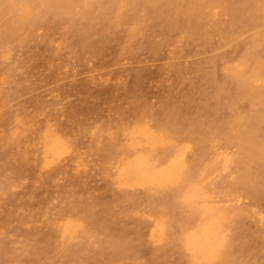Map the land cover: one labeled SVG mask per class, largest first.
<instances>
[{"label": "rangeland", "instance_id": "374dc122", "mask_svg": "<svg viewBox=\"0 0 264 264\" xmlns=\"http://www.w3.org/2000/svg\"><path fill=\"white\" fill-rule=\"evenodd\" d=\"M53 3L0 0V264H264V0Z\"/></svg>", "mask_w": 264, "mask_h": 264}, {"label": "bare ground", "instance_id": "6f19581e", "mask_svg": "<svg viewBox=\"0 0 264 264\" xmlns=\"http://www.w3.org/2000/svg\"><path fill=\"white\" fill-rule=\"evenodd\" d=\"M63 2H64V0H54L53 5H55V6H57V5H59V4L61 5ZM23 3H24V2H23ZM222 4H224V3H222ZM22 8H23V7H22ZM26 8H27V7H26ZM36 10H37V9H36ZM26 11H27V10H26ZM20 14H21V13H20ZM24 14H26V13H24ZM21 16H22V14H21ZM24 16H26V15H24ZM21 18H22V17H21ZM38 30H39V29H38ZM37 37H38V36H37ZM5 50H6V49H5ZM4 52H5V51H4ZM238 64H239V63H238ZM239 65H240V64H239ZM239 65H238V66H239ZM261 82H262V81H261ZM134 126H135V125H134ZM135 127H136V126H135ZM136 130H137V129H136ZM143 131H145V130H143ZM131 133H132V132H131ZM133 133H134V132H133ZM149 133H150V132H149ZM148 135H149V134H148ZM148 135L146 134V136H148ZM152 135H153V134L151 133V136H152ZM157 136H158V135H157ZM148 137H149V136H148ZM149 138H150V137H149ZM159 138H161V137H159ZM159 138H158V139H159ZM52 139H53V138H52ZM153 139H154V138H153ZM153 139H152V140H153ZM161 139H162V138H161ZM152 140H151V141H152ZM154 140H155V139H154ZM154 140H153V141H154ZM163 140H164V139H163ZM167 140H168V139H167ZM167 140H165V141H167ZM156 141H157V140H156ZM168 141H169V140H168ZM53 142H54V141H53ZM146 142H147V141H146ZM157 142H158V141H157ZM54 143L56 144V143H58V141H57V142H54ZM158 143H159V142H158ZM161 143L163 144V143H165V142L163 141V142H161ZM184 143L186 144V142H184ZM52 144H53V143H52ZM151 144H152V143H151ZM45 145H46V143H45ZM49 146H50V145H49ZM187 146H188V145H187ZM52 147H53V146H52ZM46 150H47V148H46ZM48 150H49V149H48ZM59 152H60V151H59ZM55 154H56V153H55ZM179 155H181V154H179ZM142 156H143V155H142ZM54 157H55V156H54ZM133 157H135V156H133ZM137 157H138V156H137ZM137 157H136V158H137ZM145 157H146V156H145ZM140 158H142V157H140ZM179 158H180V157H179ZM50 159H51V158H50ZM52 159H53V158H52ZM138 159H139V157H138ZM47 160H48V157H47ZM47 160H46V161H47ZM141 160H143V159H141ZM174 160H175V159H174ZM178 161H179V160H178ZM173 162H175V161H173ZM176 162H177V161H176ZM176 162H175V163H176ZM46 163H47V162H46ZM142 163H143V162H142ZM179 163H180V162H179ZM179 163H178V164H179ZM173 164H174V163H173ZM140 165H141V164H140ZM171 165H172V164H171ZM168 166H169V164H168ZM168 166H167V167H168ZM182 166H183V165H182ZM182 166H181V167H182ZM137 167H138V166H137ZM141 167H142V166H141ZM123 168H124V166H123ZM160 168H161V167H160ZM164 168H165V166H164ZM164 168H163V170H165ZM117 169H118V168H117ZM138 169H139V168H138ZM167 169H168V168H167ZM180 169H181V168H180ZM122 170H123V169H122ZM140 170H141V169H140ZM163 170H161V171H163ZM176 170H177V169H176ZM136 171H137V170H136ZM143 171H144V170H143ZM118 172H119V171H118ZM141 172H142V170H141ZM119 173H120V172H119ZM133 173H135V171H134ZM146 173H147V172H146ZM177 173L179 174V172H177ZM144 174H145V173H144ZM144 174H141V175H144ZM158 174H159V173H158ZM162 174H163V173H162ZM178 174H177V175H178ZM139 175H140V173H139ZM145 175H146V174H145ZM155 175H157V174H155ZM134 176H135V175H134ZM159 176H160V174H159ZM159 176H158V177H159ZM116 177H117V176H116ZM140 177H141V176H140ZM152 177H153V176H152ZM156 177H157V176H156ZM158 177H157V178H158ZM160 178H161V177H160ZM172 178H174V177H172ZM117 180H118V179H117ZM173 180H174V179H173ZM173 180H172V181H173ZM134 181H135V180H134ZM159 181H161V179H160ZM117 182H118V181H117ZM143 182H144V181H143ZM151 182H152V181H151ZM135 183H136V182H135ZM201 183H202V182H201ZM117 184H118V183H117ZM157 184H159V182H158ZM166 184H167V183H166ZM168 184H169V183H168ZM121 185H122V184H121ZM124 185H126V184H124ZM136 185H137V184H136ZM143 185H144V184H143ZM132 186H133V185H132ZM131 214H132V213H131ZM216 217H217V216H216ZM70 221H71V220H70ZM213 221H214V220H213ZM72 222H73V221H72ZM65 223H66V222H65ZM210 223H211V222H210ZM210 223H209V224H210ZM158 224H159V223H158ZM65 225H66V224H65ZM70 225H71V224H70ZM156 225H157V224H156ZM66 227H67V226H66ZM76 227H77V224H76ZM206 227H207V226H206ZM208 227H209V226H208ZM155 229H156V226H155ZM63 230H64V229H63ZM158 230H159V229H158ZM205 230H206V229H205ZM66 231H68V230H66ZM69 231H70V230H69ZM206 231H207V230H206ZM156 232H157V231H156ZM69 233H71V232H69ZM208 233H209V231H208ZM204 235H205V234H204ZM149 236H150V235H149ZM207 236H208V235H207ZM152 237H154V236H152ZM209 241H210V240H209ZM210 242H211V241H210ZM206 244H207V246H208V243H206ZM205 246H206V245H205ZM205 246H204V247H205ZM217 246H218V245H217ZM215 249H216V248H215ZM217 249H218V248H217ZM193 250H194V249H193ZM203 250H204V249H203ZM217 251H218V250H217ZM215 252H216V251H215ZM213 255H214V254H213ZM213 255H210V257L213 256ZM210 257H209V258H210ZM212 258H213V257H212ZM212 258H211V259H212ZM207 260H208V259H207Z\"/></svg>", "mask_w": 264, "mask_h": 264}]
</instances>
